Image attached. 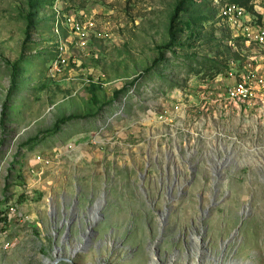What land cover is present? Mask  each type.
Instances as JSON below:
<instances>
[{"label": "rangeland", "instance_id": "obj_1", "mask_svg": "<svg viewBox=\"0 0 264 264\" xmlns=\"http://www.w3.org/2000/svg\"><path fill=\"white\" fill-rule=\"evenodd\" d=\"M52 2L38 11L29 0H0V179L10 191L18 172L25 173V182L18 179L25 193L29 192L25 195V252L52 250L58 233L51 224L50 204L54 202L58 208L64 195L71 197L65 199L70 204L74 184L97 187L103 179L106 184H114L108 188L109 198L116 200L106 206L105 213L118 222L131 212L145 209L151 223L148 239H153L156 214L147 211L144 203L135 202L136 190L131 194L128 184L138 183L135 169L143 171L147 161L148 168L165 167L163 152L172 153L171 142L176 139L194 155L199 181L180 190L179 195L173 189L174 199H165L171 204L173 215L169 216L176 218L179 228L194 226L201 233L202 227L207 250L195 251L188 245L189 250L172 256V264H264V150L254 149L264 146V110L255 109L245 124V115L232 113L222 122L225 134L236 138L235 163L225 169L226 181L214 198L217 204L208 207L204 218L201 211L213 191L203 155L214 151L220 126L197 120L200 113L193 106L176 124L163 123L155 116L161 108L175 104L169 96L171 91L188 88L184 100L195 105L203 87L215 86L205 81L213 74L207 67L211 63L205 59L226 62L233 58L241 64L250 56L264 57V45L243 39L214 15L199 39H189L185 30L180 32L177 42L192 47L175 45L171 48L176 51L173 56L162 46L169 40L170 18L177 0ZM54 5L61 15L92 17L93 21L83 47L67 25L60 26V40L66 45V64L60 71L52 67L58 39L52 29ZM28 18L32 26L24 42ZM162 51L164 60L155 63ZM190 54H195L194 60L187 58ZM13 77L16 84L8 97ZM91 83L98 86L97 102L91 98ZM124 87L133 90L128 97L124 98V93L114 95ZM68 115L77 118L60 125L58 132L47 133L57 120ZM28 139L34 141L25 144ZM148 151L159 155L148 160L144 157ZM78 152L81 156L76 157ZM108 152L113 165L104 163ZM36 155L51 159L42 172L40 162L33 161ZM52 189L55 193L48 196L46 190ZM79 208L85 210L83 204ZM156 208H160V201L151 210ZM181 242L180 237L178 247ZM104 250L110 264L120 262L122 257L121 264H143L126 261L127 251H107V246ZM18 251L24 252L21 248Z\"/></svg>", "mask_w": 264, "mask_h": 264}, {"label": "flooded vegetation", "instance_id": "obj_2", "mask_svg": "<svg viewBox=\"0 0 264 264\" xmlns=\"http://www.w3.org/2000/svg\"><path fill=\"white\" fill-rule=\"evenodd\" d=\"M247 121H244V124ZM217 128L222 131L223 135H218L217 140H214V151L203 155L207 164L204 168L205 174L211 176L209 187L213 191L210 202L201 211L203 218L208 215V207L217 204L214 198L221 183L226 181L225 169L235 163L233 158L236 155V147H234L236 138L226 135L222 126ZM148 141L150 143L151 140ZM171 143L174 151L172 153L170 151L163 152L164 165H168L169 168L166 166L162 169L158 167L148 168L150 163L147 161L143 171L135 169L134 178L138 180V183L130 182L128 184L131 186H129L131 194L136 190L134 196L132 195L135 202L144 203L147 206V211L156 214L154 220L157 225V233L153 239H148L147 234L151 231V223L145 209L131 212L128 216L122 217L123 219L120 218L118 222L113 221L108 212L105 213L106 206L114 205L116 200L109 198L111 190L108 188L114 184H106V179H103V182L97 187L90 184L84 188L80 184L78 186L74 184L76 189L71 199L72 202L68 204L65 199L71 197L64 195L58 208L54 206V210L50 212L55 216L52 218L54 223L51 224L55 225L54 229L58 236L54 238L57 245L53 242L54 246L51 251H62V253L63 251H88L93 259V264H110L108 257L102 253L106 246L108 247L107 251H127L126 261L137 260L142 261L143 264H172V256L177 251L189 250L186 249L188 245L192 246V250L206 251L207 248L204 245L206 242L202 240L201 233L204 232L202 227L201 233L196 232L194 226L179 228L176 218L172 219L169 216L173 215L171 204L169 205L165 199H174L171 196L173 189L176 188L177 195H179L180 190L190 188L196 185L194 184L196 181H199L196 180L197 170L194 167V155L186 147L176 143V139H173ZM263 147L256 146L254 149L257 151L259 149L264 150ZM179 150H184L182 151L183 154H180ZM151 154L149 151L145 152L144 157L149 160V158L155 159L159 155L156 152L154 154L157 155ZM123 186L124 184L118 185V187ZM157 201H160V208L151 210ZM82 202H85L84 211L79 208ZM200 202L201 200H198V203ZM84 212L86 215H83ZM143 226L144 230H142ZM180 237L182 242L178 247L177 240ZM78 243L83 244L77 248ZM160 251H162L161 254ZM79 254L77 253L75 258ZM159 254L160 258L158 257ZM184 255H182L183 258ZM119 260L120 262L116 263L115 261V263L121 264L124 257ZM61 262L64 261L57 263L60 264Z\"/></svg>", "mask_w": 264, "mask_h": 264}, {"label": "built area", "instance_id": "obj_3", "mask_svg": "<svg viewBox=\"0 0 264 264\" xmlns=\"http://www.w3.org/2000/svg\"><path fill=\"white\" fill-rule=\"evenodd\" d=\"M54 1V0H53ZM217 2V0H215ZM252 9L247 10L244 6L233 2H224L217 5V16L234 29L239 36L257 45H264V0H250ZM53 5V2H52ZM53 31L57 36L56 58L53 60L52 67L60 71L62 64H66V45L60 40L59 28L67 25L77 36L81 47L86 44V34L93 26L92 17L77 19L71 15H61L60 11L53 6ZM58 50V52H57ZM227 68L212 76L211 81L217 87H203L197 95L195 105H190L184 96L188 88L177 89L169 95L172 102L171 107L165 106L155 115L161 122L166 124H176L184 119L185 112L190 107H194L200 113L197 120L205 122L203 124L221 126L223 121L231 113L236 116L245 115L243 118L250 117L251 113L258 108L264 110V57L250 56L239 64L235 59L230 58L225 62ZM129 89L124 94V98L132 93ZM123 98V99H124ZM262 111V110H261ZM154 116V120H155ZM245 119L244 121H247ZM152 122L153 118H149ZM215 122L214 124H212ZM218 135H223L221 131ZM42 165H48L51 159L45 156L36 155L34 158ZM36 172V171H35ZM40 172L41 169H40ZM15 210L11 205L8 212ZM9 214L0 215V218H8ZM14 244L6 229L4 220L0 222V250H9Z\"/></svg>", "mask_w": 264, "mask_h": 264}, {"label": "trees", "instance_id": "obj_4", "mask_svg": "<svg viewBox=\"0 0 264 264\" xmlns=\"http://www.w3.org/2000/svg\"><path fill=\"white\" fill-rule=\"evenodd\" d=\"M31 7H34L35 5L38 6V11H41V9L39 7H47V6H51V2L52 0H29ZM209 3H211V6L209 5L208 7L205 8V5H207ZM215 2V0H214ZM224 2H233V3H237L239 5L244 6L247 10H251L252 7L249 4L250 0H217V2L214 3V5H212V0H177L175 8L173 10L172 16L170 18V24H169V29H168V33H169V40L166 44H164L162 46V48L167 49V50H171V55L175 56L176 51L174 49H171L173 46H179L181 48H186L192 45L188 44H182L180 42H177V36L178 34H180V32H183V30H185L188 33V37L189 39H194L197 40L199 39L201 32L203 30V28L205 27V24H207L212 17L217 14V5L224 3ZM33 13H29V15H31ZM28 17V16H27ZM32 26L31 20H29L26 23V29H25V38H24V42L28 39L29 36V32H30V28ZM195 54H190L187 56V58H189L190 60H194ZM164 60L163 57V51H162V55L160 58H158L155 63L157 62H162ZM207 60L209 63V65H207V67L209 68V70L213 71V75L223 71L224 69L227 68L225 61H215L213 59H205ZM214 65V66H212ZM15 74V73H14ZM137 81V79L133 82L135 83ZM15 79L14 77L11 79V85L8 89V97L9 95H11L14 87H15ZM98 88V86L94 83L90 84V91H91V98L93 99V101L97 102V97L95 94L96 89ZM127 87H124L122 89H119L118 91H116L114 93L115 96L121 95V94H125L127 91ZM73 118H77L76 115H68L66 117H61L59 120H57L53 127L47 131V133H51L54 134L56 132L59 131L60 129V125L64 124L65 122L72 120ZM34 141V139H28V141H26L25 144H28L29 142L32 143ZM18 202H22V199L19 200Z\"/></svg>", "mask_w": 264, "mask_h": 264}, {"label": "crops", "instance_id": "obj_5", "mask_svg": "<svg viewBox=\"0 0 264 264\" xmlns=\"http://www.w3.org/2000/svg\"><path fill=\"white\" fill-rule=\"evenodd\" d=\"M108 139L109 138H106L107 143L110 142ZM76 154H77L76 157L81 156L80 152ZM33 161H35V159H33ZM104 163L105 164L113 163V157L109 155V152L107 153V158L105 159ZM45 167L46 165L43 166L41 164L40 169H43V168L45 169ZM107 167H110V165ZM18 176L19 178H23L25 182V173L22 172V175H20V172H18ZM19 178L16 177V179L13 181L14 185L12 186V188H10V191H9V188L8 190L7 188H4L3 182L0 179V215L9 214L8 218L6 217L2 219L0 218V222L1 220L5 221L6 229L9 234V237L12 238L14 241L13 246L9 250H6V251L0 250V264H45L44 263L45 259L47 260L53 259L52 257L53 251L25 252V228L24 226H25V218H28V213H25V195H29V192L26 191L25 193V188H22L20 181H18ZM56 186L57 184L55 183L54 189ZM63 186L66 188V184H64ZM46 193H48V196H52L53 193H55V190L53 189L46 190ZM21 199H22V202H18ZM49 204H50V201H49ZM52 204L55 206L54 202ZM82 204L84 206L85 202H82ZM11 205L15 206V210L9 213L8 208ZM57 205H60V202L57 203ZM51 217L52 216H50V219ZM20 248H21V251H24V252L21 253L20 251H18V249ZM75 261L77 264H93V259L91 258L89 254H79L78 257H76ZM60 264H67V263L61 262Z\"/></svg>", "mask_w": 264, "mask_h": 264}, {"label": "water", "instance_id": "obj_6", "mask_svg": "<svg viewBox=\"0 0 264 264\" xmlns=\"http://www.w3.org/2000/svg\"><path fill=\"white\" fill-rule=\"evenodd\" d=\"M49 210H51L50 212H52L54 210V205L53 204H50V209ZM50 212H49V214L53 218L54 215L52 213H50ZM83 215H86V213L84 212ZM52 222L54 223L53 219H52ZM86 222H87V220H86ZM52 227L54 228L55 225L52 224ZM236 230L237 229H235V231L233 233H235ZM81 237H84V236H81ZM82 244L83 243H78L77 248H78V246L81 247ZM77 253L78 254L79 253L80 254H88V251H63V253H62V251H53V253H52L53 259H51V260L45 259L44 263L45 264H56L58 261H64L67 264H77L76 261H75V259H76L75 256L77 255Z\"/></svg>", "mask_w": 264, "mask_h": 264}]
</instances>
